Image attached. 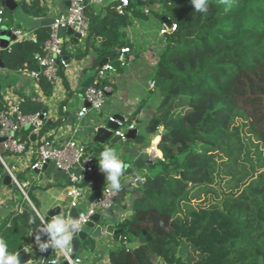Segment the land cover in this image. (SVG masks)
Returning <instances> with one entry per match:
<instances>
[{"label": "trees", "instance_id": "trees-1", "mask_svg": "<svg viewBox=\"0 0 264 264\" xmlns=\"http://www.w3.org/2000/svg\"><path fill=\"white\" fill-rule=\"evenodd\" d=\"M136 3L176 28L163 37L152 74L159 103L145 134L133 140L145 142L159 129L156 147L161 158L151 163L138 158L125 170L131 175L125 205L130 214L117 224L121 232L108 249L109 264H162L161 257L168 262L170 256H178L182 264H264V0H208L206 13L195 11L191 0ZM20 7L27 14L44 15L38 0L21 2ZM133 9L134 16H145ZM86 15L85 41L97 50L96 62L105 58L118 66L114 48L131 46L124 32L129 16L111 6L102 16L87 7ZM34 33L36 44L24 39L3 51L4 68L38 70L33 56L49 27ZM38 82L49 96L52 84L40 73ZM92 82V77L87 79L86 87ZM19 105L23 114L41 111L29 98ZM4 106L0 93V110ZM50 125L53 122L46 121L44 129ZM20 133L29 140L28 129ZM142 171L137 185L134 177ZM28 173L26 168L20 179ZM3 175L0 166V178ZM25 182L27 196L38 209L31 182ZM14 189L17 199L0 220V237L10 252L30 244V233L42 227L34 209ZM181 221L202 231L213 227L216 236L209 256L193 240L165 242ZM131 242L138 244L129 248Z\"/></svg>", "mask_w": 264, "mask_h": 264}, {"label": "crops", "instance_id": "crops-1", "mask_svg": "<svg viewBox=\"0 0 264 264\" xmlns=\"http://www.w3.org/2000/svg\"><path fill=\"white\" fill-rule=\"evenodd\" d=\"M32 0H13L10 7L6 8V19L2 25L8 29H21L34 32L41 26H49L53 18L59 14L65 13L66 2L64 0H38L40 9L44 12L43 16H34L27 14L20 7L21 2L29 4ZM88 1V7L99 15H104L107 6L96 5L92 0ZM130 23L124 28L125 39L132 45L131 53L133 60L129 61L124 67L115 66V72L109 74L106 81L110 91L106 93V101L100 111L89 110L83 117L77 116V111L85 105L84 91L85 81L94 76L98 63L96 62V51L90 42L85 39L77 41L67 34L66 30H60L59 35L62 39L64 55L67 59V65L61 68V75L52 83V92L49 96L45 95L39 86L38 79L31 77L26 72L1 68V75L5 77L0 81V93L5 105L21 103L24 98L31 99L40 109L45 112L47 121L53 122L45 130V135L54 139L59 145L73 138L84 145L88 152H91L95 158V168L91 174H85L81 167L75 171L82 176L80 182L85 192V199L80 201L78 210L85 208L89 197L108 186L105 174L100 171L98 161L100 153L106 148H113L128 166L138 158L147 157L148 144L151 136H147L148 143H138L131 140L127 145L121 142V139L115 145L108 143L100 144L94 142L93 128L98 124H103L110 116H120L129 123L134 122L137 134L144 135V128L155 108L159 103L160 96L149 88V82L152 79L154 66L158 58V53L163 47V37L157 34V29H149L154 23H159L161 18L154 16L136 17L129 15ZM13 35V34H11ZM9 44L14 42V38L8 35ZM85 51V53H83ZM134 51V53H133ZM77 55V56H75ZM62 107H65L62 110ZM135 135V136H136ZM99 149H102L99 151ZM33 155L29 153L16 160L12 157L10 164H15L17 168L24 171ZM125 171V170H124ZM145 172H139L135 177L142 178ZM3 174L5 172L3 171ZM36 177L32 180L30 188L38 202V211L45 216L47 211L55 206L60 208L61 212L69 211V198L67 188L69 179L67 173L56 169L52 163H49L45 169L35 172ZM4 177V175H3ZM0 178V220L10 210V204L16 201L13 193V187L2 183ZM131 175L125 172V177L121 180L122 190L116 194L114 204L109 210H105L102 217L107 223L117 224L130 214L125 205L130 196L126 192L127 182ZM18 206H13L16 209ZM108 220V221H107ZM115 235L106 234L103 238L93 240V248L85 243L81 246L76 255L82 258L83 264H108V249L115 243ZM45 242L44 238H40ZM30 252H26L29 261L25 264H36L40 257V252L35 239L28 244ZM25 247V246H24ZM22 247L21 249H24Z\"/></svg>", "mask_w": 264, "mask_h": 264}, {"label": "built area", "instance_id": "built-area-1", "mask_svg": "<svg viewBox=\"0 0 264 264\" xmlns=\"http://www.w3.org/2000/svg\"><path fill=\"white\" fill-rule=\"evenodd\" d=\"M67 2L65 13L59 14L53 18L49 24V35L41 43L39 50L34 53V60L38 66V70H28L26 68H19L17 71L26 72L31 77L38 79L39 73L45 77L51 84L59 77V69L67 65V59L64 55L62 39L60 38L59 31H65L69 27H75V32L80 35V39H85L88 27L89 18L86 15V8L88 7L87 0H64ZM96 5L111 6L119 15H133V7L130 5V0H92ZM153 8L159 12V5L155 4ZM142 13L145 16H151V8L144 6ZM5 16V7L0 5V25L3 24ZM176 24L170 22L167 26L161 19L157 28V34L164 37L166 34L174 31ZM14 35V42L24 39L31 40L37 43V38L34 32L21 29H12ZM10 45L0 47V50L9 51ZM116 60L120 66H126L129 61L133 60L131 47L129 45L116 46L114 48ZM60 67V68H59ZM1 69V68H0ZM115 72V66L110 62H105L101 66H97L94 76L92 77V84L88 85L84 91L85 105L81 106L77 111L79 118L83 117L89 110L100 111L106 101V93L110 91V87L106 79L109 74ZM155 81L151 79L149 88L153 90ZM65 107H62L64 110ZM109 120L115 121L118 129L115 131L121 139H125V132L128 129L135 128L133 121L126 123L125 121L114 120L112 116ZM47 121L45 112L37 111L34 113L23 114L20 110L19 103L5 105L0 110V147L3 152L8 153L12 158L19 160L23 155H33L32 160L29 162L27 168L30 172H40L43 165L48 162L68 175L69 184L67 188V196L69 198V208H76L80 201L85 199V192L81 187L82 176L79 175L75 169L81 167L85 174H91L95 168V158L91 152H88L86 147L75 139L70 138L62 145L55 142L54 139L45 135L44 126ZM28 129L29 134L34 133L35 138L33 141L22 137L20 131ZM160 130H157L156 135L151 136L146 160L154 162L156 159L161 158V153L156 147V141L159 138ZM0 150V166L10 178V183L13 188H16L23 198L34 209L37 217L43 224L45 223L44 216L33 206L29 200L25 187L27 182L23 184L18 181L15 171L18 170L15 164L7 163ZM125 177V171L121 176V180ZM143 178L134 177V180H142ZM109 186L104 187L95 197L92 202L87 201L86 206L82 210H78V217L81 223L86 222L93 214L100 213L101 216L105 210L112 208L117 193L108 190ZM58 215L68 217V209L64 212H59ZM55 216V215H54ZM53 216V217H54ZM51 217L50 219H52ZM39 235L42 237L40 230H35L30 233L32 239ZM40 257L36 264H83L82 258L75 255L65 256L59 249L48 247L44 251H40ZM109 264V263H108Z\"/></svg>", "mask_w": 264, "mask_h": 264}, {"label": "water", "instance_id": "water-1", "mask_svg": "<svg viewBox=\"0 0 264 264\" xmlns=\"http://www.w3.org/2000/svg\"><path fill=\"white\" fill-rule=\"evenodd\" d=\"M13 3V0H1V5L4 7H10V5ZM67 6V2L65 3ZM161 20L167 25H170V20L167 18H161ZM66 32L68 35L72 36L75 41L80 39V35L75 32V27H69L66 29ZM12 31L7 28L5 25H0V47H6L8 45V35L14 38V35H11ZM100 40V38H99ZM2 50H0V68H4L3 62H2ZM107 61V59H102L98 66H101ZM114 120H120L124 121L122 117L120 116H113ZM118 129V125L115 121L107 120L103 124L98 123L94 128V142L105 144L108 143L110 145H115L118 141L121 140L120 136L115 133V131ZM137 133V129H128L125 132V139H134L135 135ZM35 138V134L31 133L29 134V139L33 141ZM0 141L2 139L0 138ZM48 165V162H46L42 169H45ZM2 183L11 186L10 178L8 175H4L2 179ZM140 183V180L136 181V184L138 185ZM98 191H95L93 193L88 201L92 202L95 197L98 195ZM60 212V208L58 206H55L47 211V213L44 216V220L48 221L51 217L54 215H58ZM68 217H72L74 219H77L78 217V210L76 208H70L68 211ZM82 230L79 231L76 235H74L73 241H72V254L71 256L74 257L78 251V249L83 246L85 247V243L90 240H98L99 238H103L106 234L108 235H116L121 232V229H115L114 225L111 223H107L105 218L101 216L100 213L93 214L86 222L82 223ZM42 237L44 238L45 242L49 240V237L46 233L41 232ZM138 243L137 242H131L128 244L129 248L135 247ZM18 252V260L19 264H25L29 261L28 256L25 253L24 249H20Z\"/></svg>", "mask_w": 264, "mask_h": 264}, {"label": "clouds", "instance_id": "clouds-1", "mask_svg": "<svg viewBox=\"0 0 264 264\" xmlns=\"http://www.w3.org/2000/svg\"><path fill=\"white\" fill-rule=\"evenodd\" d=\"M195 11L206 13L208 10V0H191ZM99 169L105 174L108 190L119 193L122 190L121 176L128 165L119 157L118 153L111 147H106L101 153L98 161ZM83 224L79 219L55 215L50 221H45L39 228L40 232L46 233L49 237L47 242H42L40 236L35 238L40 251L48 247L59 249L65 256L72 251V241L74 235L82 230ZM7 241L0 237V264H19L18 252H10ZM24 250L30 252V246H25Z\"/></svg>", "mask_w": 264, "mask_h": 264}, {"label": "rangeland", "instance_id": "rangeland-1", "mask_svg": "<svg viewBox=\"0 0 264 264\" xmlns=\"http://www.w3.org/2000/svg\"><path fill=\"white\" fill-rule=\"evenodd\" d=\"M134 2H135V4L132 5V3H131V6L133 8H135L136 11H139L140 13H142L143 6L137 5L136 0H134ZM158 26H159V23H156L155 22L154 25H152L151 27H149V29L150 30L151 29H155L156 30L158 28ZM131 46L133 48V45L132 44H131ZM133 53H134V51H133ZM118 67H122V66H120L119 63H118ZM4 79H6V78L1 75V70H0V81L1 80L4 81ZM237 124L238 123L235 122L234 123V126H237ZM148 141L149 140L145 141L146 144L148 143ZM129 142H130L129 140H126L124 142H121V144L122 145H127ZM0 150H1V147H0ZM1 152H2V155L5 158V160L7 161V163H11L12 162L11 161V158H10L11 156H9L8 153L3 152V150H1ZM14 163L16 165H18V163H16V161H14ZM142 172H146V171H142ZM15 173H16V176H17L18 181H20V183H22V184L26 180L32 182V180L34 179V177H36V175H35L34 172L33 173L30 172V173H28V174L25 175V176H27V178L25 177V180H21L20 179V177H21L20 175L22 174V169L21 168H18V170H16ZM0 185H1V183H0ZM13 193H14V196L16 197V199H17L18 193L15 191V189H13ZM212 228L213 227L209 228L208 230L202 231V230H200V227L199 226H196L195 224H190V223L188 224L187 223V225H186V224L182 223V221H181V222H179L173 228V231L171 232L170 237H168L165 240V242L167 243V240H168L169 241L168 243L171 242V243H174V244H178L183 239L193 240L196 243H198L200 245L201 250L204 251V252H206V254L209 256L210 255V252L212 251L211 250V242L213 241L214 237L216 236V232L213 231ZM215 228H216V226H215ZM217 232H218V230H217ZM93 242L94 241L91 240L90 243L89 242L87 243L90 248L93 246ZM211 254H214V251ZM214 257H215V259H217L216 256H214ZM161 262H162V264H182L180 262V259L178 258V256H170L168 262L164 259V257L163 258L161 257Z\"/></svg>", "mask_w": 264, "mask_h": 264}]
</instances>
